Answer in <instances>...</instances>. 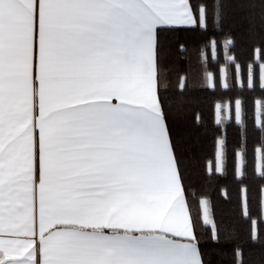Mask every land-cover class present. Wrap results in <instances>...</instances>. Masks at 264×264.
I'll use <instances>...</instances> for the list:
<instances>
[{"label":"snow or ice","instance_id":"1","mask_svg":"<svg viewBox=\"0 0 264 264\" xmlns=\"http://www.w3.org/2000/svg\"><path fill=\"white\" fill-rule=\"evenodd\" d=\"M223 8L213 0L217 24ZM208 18L207 0H0V264H216L227 237L190 210L161 88L162 34ZM236 87L264 92V51ZM215 146L223 167L226 137ZM235 149L245 176L246 134Z\"/></svg>","mask_w":264,"mask_h":264},{"label":"trees","instance_id":"2","mask_svg":"<svg viewBox=\"0 0 264 264\" xmlns=\"http://www.w3.org/2000/svg\"><path fill=\"white\" fill-rule=\"evenodd\" d=\"M207 2V31L189 27L162 34L161 88L167 89L163 99L172 105L169 124L179 145L190 210L201 221L207 210L221 236L227 237L216 249V264H236L234 250L243 253L244 264H264V216L258 195L261 181L252 175L254 148L260 147L258 141L264 135L260 131L264 92L236 87L237 79L243 81L247 77L249 64H255L259 76L264 51V8L259 0H223V18L217 24L212 16L213 0ZM225 41H229L227 47ZM180 45L184 46L183 51ZM206 77L208 83L216 84L215 91L206 87ZM222 80L231 85L229 90L220 87ZM237 98L243 101V128L232 103ZM229 104L231 112L226 107ZM242 134L247 137L249 163L245 176L234 155ZM223 137L227 140V153L221 167L215 141ZM258 164L256 154L257 170ZM242 189L248 190L243 210ZM197 227L206 231L203 224L198 223Z\"/></svg>","mask_w":264,"mask_h":264}]
</instances>
